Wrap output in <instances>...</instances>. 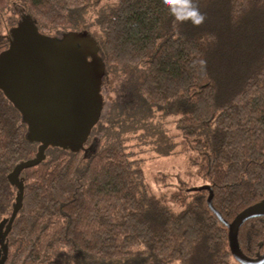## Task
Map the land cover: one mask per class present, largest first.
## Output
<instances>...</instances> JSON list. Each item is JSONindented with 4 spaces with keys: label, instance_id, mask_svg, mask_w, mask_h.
Masks as SVG:
<instances>
[{
    "label": "trees",
    "instance_id": "16d2710c",
    "mask_svg": "<svg viewBox=\"0 0 264 264\" xmlns=\"http://www.w3.org/2000/svg\"><path fill=\"white\" fill-rule=\"evenodd\" d=\"M102 1L0 0V52L23 12L47 37L87 32L105 66L102 111L84 144L91 152L48 147L20 173L5 264H238L209 192L176 190L173 214L144 184L122 135L156 136L175 117L180 151L225 222L264 201V0H196L200 26L177 23L162 0ZM26 135L0 90V222L17 192L7 176L37 153ZM237 241L246 257L262 255L264 217L246 221Z\"/></svg>",
    "mask_w": 264,
    "mask_h": 264
},
{
    "label": "water",
    "instance_id": "95a60500",
    "mask_svg": "<svg viewBox=\"0 0 264 264\" xmlns=\"http://www.w3.org/2000/svg\"><path fill=\"white\" fill-rule=\"evenodd\" d=\"M100 53V46L87 32L47 37L39 33L37 23L26 13L8 31V48L0 52V90L19 111L27 127V141L39 146L33 159L20 163L7 176L17 192L10 218L0 222V264L6 261L5 239L22 207L20 173L39 165L48 147L72 153L90 151L84 144L103 107L105 66ZM202 190L209 192L208 207L228 231L234 260L238 264H264V253L248 258L237 241L239 228L246 221L264 217V201L246 208L227 223L212 207V190L208 186L192 188Z\"/></svg>",
    "mask_w": 264,
    "mask_h": 264
},
{
    "label": "rangeland",
    "instance_id": "374dc122",
    "mask_svg": "<svg viewBox=\"0 0 264 264\" xmlns=\"http://www.w3.org/2000/svg\"><path fill=\"white\" fill-rule=\"evenodd\" d=\"M112 1L115 2V0ZM105 4L108 5L106 0L102 1L99 7L101 8ZM96 11L97 8L95 7H91L86 11V14H84L86 24L92 21ZM22 13L20 12L19 15ZM91 33L93 34L92 31ZM174 120L175 117L166 118V124L160 127L156 136L151 135L148 131L141 130L140 133L142 132L143 139L130 140L125 134L122 135V139L124 145L129 147L130 152L135 154L133 158L138 161L136 166L143 172L146 187L151 193L165 200L164 206L168 210L173 214H177L180 208L168 201L169 196L181 187L200 188L203 186V181L191 167L189 156L180 151L182 148L181 137L178 136L179 132L175 128ZM128 124H124V126L127 127ZM136 124L139 125V123ZM105 137V135L102 136L99 141L102 142Z\"/></svg>",
    "mask_w": 264,
    "mask_h": 264
},
{
    "label": "clouds",
    "instance_id": "9594fccd",
    "mask_svg": "<svg viewBox=\"0 0 264 264\" xmlns=\"http://www.w3.org/2000/svg\"><path fill=\"white\" fill-rule=\"evenodd\" d=\"M162 4L177 23L191 22L194 26H200L206 19L196 0H162ZM203 63L201 61L202 65Z\"/></svg>",
    "mask_w": 264,
    "mask_h": 264
},
{
    "label": "flooded vegetation",
    "instance_id": "af4514ba",
    "mask_svg": "<svg viewBox=\"0 0 264 264\" xmlns=\"http://www.w3.org/2000/svg\"><path fill=\"white\" fill-rule=\"evenodd\" d=\"M91 148V146H89V149ZM90 152H91V149H90Z\"/></svg>",
    "mask_w": 264,
    "mask_h": 264
}]
</instances>
